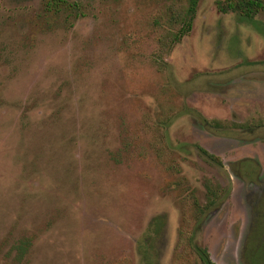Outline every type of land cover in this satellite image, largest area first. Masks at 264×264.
<instances>
[{
	"label": "rangeland",
	"instance_id": "374dc122",
	"mask_svg": "<svg viewBox=\"0 0 264 264\" xmlns=\"http://www.w3.org/2000/svg\"><path fill=\"white\" fill-rule=\"evenodd\" d=\"M219 1L0 0V264H264V12Z\"/></svg>",
	"mask_w": 264,
	"mask_h": 264
},
{
	"label": "trees",
	"instance_id": "16d2710c",
	"mask_svg": "<svg viewBox=\"0 0 264 264\" xmlns=\"http://www.w3.org/2000/svg\"><path fill=\"white\" fill-rule=\"evenodd\" d=\"M200 0H187V6L184 13L180 14V28L174 34L175 41H178L186 35L192 27L193 19L195 17L196 9ZM218 9L223 12H234L246 18H252L260 11L264 12V0H223L217 3ZM203 153L208 154L207 151L202 150ZM214 158V156H211ZM27 247V242L20 244L17 248L18 255H23ZM196 253L202 264H216L209 256L206 248L194 246Z\"/></svg>",
	"mask_w": 264,
	"mask_h": 264
}]
</instances>
